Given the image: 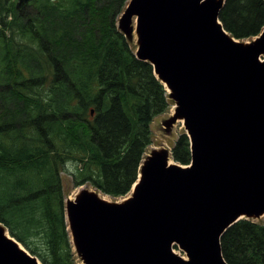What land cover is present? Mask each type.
<instances>
[{"label":"trees","instance_id":"obj_1","mask_svg":"<svg viewBox=\"0 0 264 264\" xmlns=\"http://www.w3.org/2000/svg\"><path fill=\"white\" fill-rule=\"evenodd\" d=\"M127 0H0V222L42 264H78L62 172L126 195L152 143L168 92L118 29ZM237 39L264 27V0H226ZM93 111V113H92ZM173 157L189 164L183 132ZM229 264H264V219L243 218L221 238Z\"/></svg>","mask_w":264,"mask_h":264},{"label":"water","instance_id":"obj_2","mask_svg":"<svg viewBox=\"0 0 264 264\" xmlns=\"http://www.w3.org/2000/svg\"><path fill=\"white\" fill-rule=\"evenodd\" d=\"M224 4L131 0L121 15L130 41L136 18V56L169 88L170 120L183 118L192 160L169 163L159 150L141 166L128 199L108 202L84 188L66 201L84 264H229L223 234L264 215V27L252 42L236 40L220 20ZM0 264H41L1 222Z\"/></svg>","mask_w":264,"mask_h":264},{"label":"rangeland","instance_id":"obj_3","mask_svg":"<svg viewBox=\"0 0 264 264\" xmlns=\"http://www.w3.org/2000/svg\"><path fill=\"white\" fill-rule=\"evenodd\" d=\"M129 1V0H127ZM128 4V3H127ZM127 5L124 7L123 12L126 10ZM121 13V15H122ZM120 15V17H121ZM120 17L118 19L117 25L118 29L121 30L122 32H125L122 29L121 23H120ZM127 31L131 32L133 35L134 39L131 40L134 42V46L136 47V43L138 42V33L136 31V18L134 17L133 22L129 28H127ZM237 39V38H236ZM254 38H247V39H238V41L241 42H252ZM137 49V48H136ZM136 52V51H135ZM170 106L168 110L160 115H157L152 124H151V130H152V143L148 145L143 163L149 157L150 155L154 154L156 151L162 150V151H167L169 154V159L176 164L180 165H186V164H181L177 160L174 159L173 157V147L175 142L177 141L178 137L185 132V127L183 125V122L181 121H176L173 123L170 118L173 116L175 113L174 111V106L176 104L175 100L168 96ZM171 123L169 126L168 124ZM75 165L73 163H69L66 167V169L62 172V177L64 181V191H65V197L69 198L72 195H75L80 189L88 188L91 191H95L100 197L105 199L108 202H113V203H118L122 202L127 196H129L130 193L126 194L125 196H112L110 194H107L103 192L102 190L98 189L95 185L92 183H84L82 185L76 186L74 179H73V173H75ZM138 178V177H137ZM73 193V194H72ZM264 219V215L259 217V218H254L256 221H260ZM8 233V230H7ZM71 235V233H70ZM13 238V237H12ZM71 240H72V235H71ZM17 241V240H16ZM18 242V241H17ZM73 243V240H72ZM18 244L26 249L20 242ZM74 247V252L76 256V260L78 264H84L83 259L81 255L78 253L76 246L73 243ZM175 253L179 254L180 256L184 258H188L187 253L182 250L179 246H175ZM27 250V249H26ZM28 251V250H27ZM29 252V251H28Z\"/></svg>","mask_w":264,"mask_h":264},{"label":"bare ground","instance_id":"obj_4","mask_svg":"<svg viewBox=\"0 0 264 264\" xmlns=\"http://www.w3.org/2000/svg\"><path fill=\"white\" fill-rule=\"evenodd\" d=\"M261 60L264 61V53L261 55ZM169 89V88H168ZM180 121L183 122V118H179ZM169 163H172V161L170 160ZM141 176V173H139V177ZM140 180V179H139ZM134 189V187L132 188ZM73 194V193H72ZM79 193H75V195L70 196L69 198H66V201H75L77 199ZM124 201V200H123ZM20 246V245H19ZM21 247V246H20Z\"/></svg>","mask_w":264,"mask_h":264}]
</instances>
